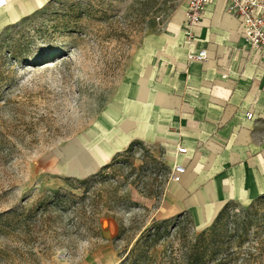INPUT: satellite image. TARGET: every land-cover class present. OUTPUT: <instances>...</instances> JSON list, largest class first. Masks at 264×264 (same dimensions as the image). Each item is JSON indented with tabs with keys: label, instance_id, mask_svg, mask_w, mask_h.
I'll use <instances>...</instances> for the list:
<instances>
[{
	"label": "rangeland",
	"instance_id": "374dc122",
	"mask_svg": "<svg viewBox=\"0 0 264 264\" xmlns=\"http://www.w3.org/2000/svg\"><path fill=\"white\" fill-rule=\"evenodd\" d=\"M185 6L186 0H53L6 26L21 52L13 59L0 44V264H117L161 219L153 216L160 197L149 193L162 191L168 176L149 147L123 154L86 192L65 177L100 169L93 167L118 130L121 86L137 48ZM86 158L92 166L76 171L73 164ZM56 189L70 202L39 209ZM130 189L153 198V206H139ZM81 197L85 203L74 204ZM181 213L144 264H180L187 245L212 223L200 217L201 224L195 210ZM109 221L116 232L107 237Z\"/></svg>",
	"mask_w": 264,
	"mask_h": 264
},
{
	"label": "crops",
	"instance_id": "0c3cea01",
	"mask_svg": "<svg viewBox=\"0 0 264 264\" xmlns=\"http://www.w3.org/2000/svg\"><path fill=\"white\" fill-rule=\"evenodd\" d=\"M50 1L7 0L0 8V33ZM185 9L137 48L121 86L118 130L109 133L107 156L93 169L139 141L168 170L174 163L185 167L181 181L165 183L153 216L165 219L195 210L200 222L211 210L206 223L226 202L248 204L264 194V51L245 41L240 19L226 12L225 0L207 4L193 41L187 42ZM201 48L207 51L203 61L187 58L190 50ZM179 145L186 153H177ZM91 161L73 165L84 171ZM130 192L139 206H153V198ZM104 231L112 236L115 223L109 221Z\"/></svg>",
	"mask_w": 264,
	"mask_h": 264
},
{
	"label": "trees",
	"instance_id": "16d2710c",
	"mask_svg": "<svg viewBox=\"0 0 264 264\" xmlns=\"http://www.w3.org/2000/svg\"><path fill=\"white\" fill-rule=\"evenodd\" d=\"M8 29L9 27H6L0 33V44L7 45V51L11 57L17 59L21 52L20 43L16 42V39H9V35L5 33ZM135 147H142V143L132 141L123 152L115 154L109 163L102 165L95 173L81 179L65 177V180L70 182L75 180L83 188V192H86L97 177L117 162L123 154L132 152ZM152 160L161 162L153 157ZM161 164L167 173L168 167ZM161 193L162 191L159 190L149 194L160 197ZM84 198L81 197L80 202L74 201V204H84ZM59 201L70 202V199L56 189L41 199L37 207L46 209ZM132 204L136 205L131 202ZM238 206L239 209L234 212L233 210ZM230 212H233L232 215ZM184 217L185 213H181L178 216L153 221L136 239L128 254L117 264L127 262L136 249L137 253L133 255L130 264H144L147 250L162 238L168 225L174 219L179 221ZM260 230H264V194L258 195L246 206L235 201H228L217 212L210 227L201 231L195 240L187 245L180 264H264V234L260 233Z\"/></svg>",
	"mask_w": 264,
	"mask_h": 264
},
{
	"label": "built area",
	"instance_id": "2783aa9c",
	"mask_svg": "<svg viewBox=\"0 0 264 264\" xmlns=\"http://www.w3.org/2000/svg\"><path fill=\"white\" fill-rule=\"evenodd\" d=\"M212 0H187V7L184 12L182 28L187 42L194 39V28L202 20L205 7ZM7 5V0H0V8ZM227 13L238 17L241 22L242 34L245 41L252 47L264 51V0H225ZM207 57L205 48L197 52L189 51V60L203 61ZM247 119L252 118V112L245 114ZM186 147L179 145L177 153H186ZM185 167L180 163H174L168 170V180L181 181Z\"/></svg>",
	"mask_w": 264,
	"mask_h": 264
},
{
	"label": "bare ground",
	"instance_id": "6f19581e",
	"mask_svg": "<svg viewBox=\"0 0 264 264\" xmlns=\"http://www.w3.org/2000/svg\"><path fill=\"white\" fill-rule=\"evenodd\" d=\"M93 155H94V154H93ZM106 156H107L106 152H104V151L102 150V151L99 152V157H98V156H97V157H98L100 160H102V159H104ZM101 157H102V159H101ZM95 158H96V157H95ZM95 160H97V159H95ZM98 161H99V160H98ZM81 173H82V172H81ZM212 209H213V208H212ZM209 210H210V209H209ZM212 212H213V211L210 210V211L204 212L203 215L201 214V215H202V219L204 218L203 220L205 221L206 217L208 218V216L212 215ZM206 213H208V214H206ZM207 215H208V216H207ZM209 219H210V218H209ZM206 220H207V219H206Z\"/></svg>",
	"mask_w": 264,
	"mask_h": 264
}]
</instances>
